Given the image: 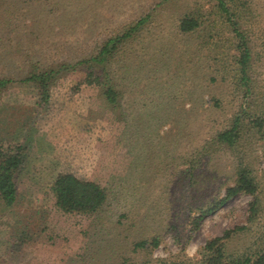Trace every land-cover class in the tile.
I'll use <instances>...</instances> for the list:
<instances>
[{
    "label": "rangeland",
    "instance_id": "1",
    "mask_svg": "<svg viewBox=\"0 0 264 264\" xmlns=\"http://www.w3.org/2000/svg\"><path fill=\"white\" fill-rule=\"evenodd\" d=\"M224 1L252 51L247 97L219 0H0V78L14 80L0 91V142L25 153L16 201L0 198V264H203L208 240L230 230L227 258L264 249V0ZM148 15L107 67L114 109L84 66L47 101L24 81L30 64L85 59ZM186 16L199 26L182 33ZM240 108L250 117L238 154L213 137ZM238 162L257 198L218 205ZM61 174L97 182L106 203L93 215L61 212L51 189Z\"/></svg>",
    "mask_w": 264,
    "mask_h": 264
},
{
    "label": "trees",
    "instance_id": "2",
    "mask_svg": "<svg viewBox=\"0 0 264 264\" xmlns=\"http://www.w3.org/2000/svg\"><path fill=\"white\" fill-rule=\"evenodd\" d=\"M219 8L224 14L229 15L228 21L233 28L235 35V50L238 56L235 57L237 65L238 81L242 88L245 87L246 92L243 96H250V72L252 67V51L249 47L248 40L245 33L240 29L239 21L231 19V10L227 8L224 0H219ZM233 17V16H232ZM150 16L140 18L133 26L124 28L118 34L108 38L102 45L97 48L85 59L70 57L65 62H54V64L41 65L32 63L25 71L24 81L34 82L38 85L42 99L47 101L49 98L51 85L66 75L69 71H77L84 66L87 68L88 74L85 78L87 85H95L101 88V92L107 105L114 109L118 105V94L114 87L110 85L107 67L110 62L117 55L120 47L124 45L129 39L137 35L141 28L145 25ZM199 26L196 19L185 17L180 21L179 29L182 33L193 31ZM14 80L11 78H0V91L5 89ZM241 92V91H240ZM246 94V96H245ZM250 117V114L243 108L235 113L228 128L219 131L213 137V144L215 146H225L228 150L236 151L238 154V147L240 139L243 137L242 132L244 128V121ZM258 123L257 119L255 120ZM25 160V153L23 147H4L0 142V198L7 204L12 205L16 201L17 187L16 174L21 168ZM235 184L227 188L226 194L217 204H222L229 201L236 195H247L257 198L258 186L251 176L250 171L242 167L241 163H235ZM52 192L56 200V207L66 214H83L93 215L97 213L100 208L107 201L106 190L95 181H83L72 174L59 175L52 184ZM209 211L213 209H208ZM252 214L257 211V203L253 201L250 205ZM202 215L194 220L198 222L202 220ZM234 230L227 231L222 237H216L208 240L204 249L206 256L203 264H264V249L255 254V257H239L227 258L222 251L223 240L229 238ZM146 242L137 243V247H142ZM153 244H156L154 242Z\"/></svg>",
    "mask_w": 264,
    "mask_h": 264
}]
</instances>
